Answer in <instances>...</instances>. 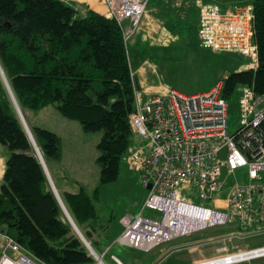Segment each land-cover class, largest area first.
<instances>
[{"label": "trees", "instance_id": "trees-1", "mask_svg": "<svg viewBox=\"0 0 264 264\" xmlns=\"http://www.w3.org/2000/svg\"><path fill=\"white\" fill-rule=\"evenodd\" d=\"M224 1L229 6L236 3ZM252 4L258 67L227 75L222 96L228 101L240 86L264 95V0ZM0 65L27 122L28 110L55 104L86 132L103 131L98 144L100 181L119 178L135 140L130 125L135 92L127 43L115 19L91 9L81 14L62 0H0ZM28 124L50 170L49 162L62 158L61 138ZM0 143L9 150L0 182V230L47 264H94L51 188L1 74ZM98 196L99 188L91 196L84 186L61 194L97 252L100 245L92 234L98 230Z\"/></svg>", "mask_w": 264, "mask_h": 264}, {"label": "built area", "instance_id": "built-area-1", "mask_svg": "<svg viewBox=\"0 0 264 264\" xmlns=\"http://www.w3.org/2000/svg\"><path fill=\"white\" fill-rule=\"evenodd\" d=\"M105 16L115 19L124 41L128 43L143 30L150 0H104ZM198 38L202 47L214 52H237L251 59L247 69L258 67V47L255 42L253 4L230 6L198 1ZM153 30L163 44L171 35L165 27ZM227 77V76H226ZM206 91L183 93L173 87L163 88L145 98L132 73L135 110L130 125L135 140L124 162L134 169L147 198L143 211L161 213L160 219L124 215L122 233L116 243L144 253L181 237L214 227L231 230L207 242L220 246L211 257L195 261H211L219 251L220 264H243L264 257V246L242 244L264 235V95L253 87L242 86L240 124L230 130L229 101L222 96L224 80ZM226 148V157L220 152ZM223 169L226 175L221 178ZM245 170L248 182H237L224 198H216L214 207L196 204L183 194L197 187L204 200L222 190L227 174ZM198 244L184 245L181 250ZM202 244V243H201ZM93 248V247H92ZM90 254L103 260L96 250ZM253 253L246 258L244 255ZM220 254H218L219 256ZM112 258L122 264L120 260ZM0 264H47L23 247L14 237L0 230Z\"/></svg>", "mask_w": 264, "mask_h": 264}, {"label": "rangeland", "instance_id": "rangeland-1", "mask_svg": "<svg viewBox=\"0 0 264 264\" xmlns=\"http://www.w3.org/2000/svg\"><path fill=\"white\" fill-rule=\"evenodd\" d=\"M198 1L218 4L223 10L230 7L224 0L150 1L143 30H139L138 34L127 43L130 62L134 70L143 64L149 74L153 70L158 69L162 79L171 87L183 93L191 94L206 91L217 78L226 77V75L238 71L237 69L251 62L250 58L237 52H214L201 46L198 40L197 27ZM253 1L236 0L234 5L252 4ZM158 25L165 27L171 35L170 41L166 44L159 42L157 40L159 34L153 31L162 30ZM168 28L176 31L173 32L168 30ZM238 89L231 100H229V121L232 133L238 129L240 124L239 102L241 92ZM26 116L33 127L46 128L57 133L61 138L62 158L60 161L51 160L49 162L51 171L53 169L57 171V168H60L61 171L62 169H70V172L74 173L82 184L84 183L86 190L91 196L99 188V196L95 200V204L99 214V224L102 227L110 225L113 220H117L123 215H135L139 211L148 217L161 218V213L158 211L148 209L143 211V205L147 198V189L141 184L138 173L128 165L123 164L121 174L116 181L108 183L100 181L101 166L98 158L101 151L98 144L102 140L103 131L86 132L79 121L64 117L55 104L38 111L28 110ZM56 164L61 165L59 167ZM248 180L247 172L239 170L233 174H227L223 189L213 193L208 200H204L201 197L197 187L184 190L183 194L196 204L214 207L213 199L226 197L230 187L237 182L246 183ZM116 231L118 229L111 230L109 236L101 235L97 237L101 244L97 248L98 252H96L102 256L107 249V253L104 254L103 258L105 264H115L114 259H112L113 255H116L115 257L118 256L125 263L128 262L131 253L135 255L138 253L142 256L143 252L118 245L116 243L117 238L114 236ZM229 231L230 228L226 227L209 228L176 239L167 243L166 246L168 248L173 247L170 250L172 251L186 244L200 243L199 246L194 248L195 250H202L204 254H215L220 245L207 241ZM81 233L83 234L82 231ZM89 242L91 244V241ZM246 243L250 244V247L264 246V235L251 238ZM189 250L191 248L180 250L185 252L183 256L191 257L189 260H185L184 263L191 261L199 254L197 251L189 252ZM215 256H218V254ZM94 264H98L97 261ZM252 264H264V258L256 260Z\"/></svg>", "mask_w": 264, "mask_h": 264}, {"label": "crops", "instance_id": "crops-1", "mask_svg": "<svg viewBox=\"0 0 264 264\" xmlns=\"http://www.w3.org/2000/svg\"><path fill=\"white\" fill-rule=\"evenodd\" d=\"M62 1H64L67 5H70L76 9H78L81 14H86V12L90 9L97 11L103 15H105V13H106V4H105L104 0H62ZM230 6H234V4H232ZM198 22H199V19H198ZM168 30H174V29L168 28ZM198 30H199V27H198ZM178 38H177V40H178ZM198 40H199V38H198ZM143 65H141L136 70H134L132 68V65H131V68H132V73L134 72L136 77H137L138 89L143 92V95L145 98H148L149 95H151L153 93L159 92L163 88V85L170 86L167 82H165L162 79V77L160 76V74L158 72V69H155V70L152 69L153 71L151 72V74H149L146 67ZM247 67H248V65L246 64L237 70H239V71L244 70V69H247ZM216 81H217V79H216ZM8 156H9L8 148L0 143V182H1L2 177L4 175V172H5L6 160H7ZM123 164H126V162H124ZM56 165L60 167L61 164H56ZM48 171L50 173V176L53 180V183H54L56 190H57L60 197H61V194L63 195L66 192L67 193H76L80 190V188L82 186H84V183L82 184V182L76 178L75 174L70 172L71 171L70 169H65V170L62 169V171H61L60 168H57V171H55L54 169L52 171H51V169L50 170L48 169ZM139 214H140V211L137 214H135V215L132 214L130 216L137 217ZM127 215H129V214H127ZM123 216L119 217L117 220H113L110 223V225L105 226V227H102L98 222L97 223V229L98 230L92 234V240L95 243H97L98 245H100L101 243L99 240H97V237L101 236V235L109 236L110 231L113 229H116V230L118 229V231H116L115 235H114L115 238H117L123 231V225L120 221ZM230 230H231V228H230ZM246 242H248V241H246ZM246 242H244L242 245L244 247L245 246L250 247V244H247ZM166 245L167 244L160 246L159 248L164 247L163 249H160V250H158L159 248H157V249L153 250L152 252H148V253L143 252L142 256L139 255L138 253H137V255L131 253L130 257L128 258L127 263H125L118 256L117 257L120 259V262L122 264H193L197 260L207 258V257H211L212 255H214V254H209V253L204 254L203 251L199 250V249L195 250L194 248H196V246L195 247L194 246L187 247V248H191V250H189V252L197 251V252H199V254H198V256H195L194 258L192 257L193 259L191 261L184 263L185 260H189L191 257L183 256V254L185 252L180 251V250L170 251L171 249H173V247L168 248ZM126 248H128V247H126ZM184 249H186V248H184ZM136 251H138V250H136ZM113 256H116V255H113ZM263 258H259V259H263ZM259 259H255L251 262H247V263H243V264H252L254 261L259 260ZM113 261L115 264H119L115 260H113Z\"/></svg>", "mask_w": 264, "mask_h": 264}, {"label": "water", "instance_id": "water-1", "mask_svg": "<svg viewBox=\"0 0 264 264\" xmlns=\"http://www.w3.org/2000/svg\"><path fill=\"white\" fill-rule=\"evenodd\" d=\"M0 74H1V78H2V80H3V82H4L5 86H6V88H7V90H8L9 96H10V98H11V100H12L14 106H15V110H16V112H17V114H18V117H19V119L21 120V122H22V124H23V126H24V128H25V130H26V132H27V134L29 135V137L31 138V140H32V142H33V144H34L35 151H36V155H37L38 159L40 160L41 164H42L43 167H44V170H45V172H46V175H47L48 181H49V183H50V185H51V188H52V190L54 191L55 195L57 196V198H58V200H59V202H60V204H61V206H62L63 212H64V214H65L67 220L71 223V225L73 226V228H74V230L76 231V233H77V234L79 235V237L83 240V242H84V244L86 245V247L88 248V250L93 249L92 246H91V244H90V242L87 241L86 238L84 237V235L81 233V231H80V229L78 228L77 224L75 223V221L73 220V218H72V216L70 215L69 211L67 210V208H66L64 202L62 201L61 197L59 196V194H58V192H57V190H56V187H55V185H54V183H53V180H52V178H51V176H50V173H49V171H48V167H47V164H46V162H45V160H44V157H43V155H42V153H41L39 147L37 146V144H36V142H35V140H34V137H33V135H32V132H31V130H30L29 126H28V123H27V121H26V119H25V117H24V115H23V113H22V111H21V108H20V106H19V104H18V102H17V100H16V98H15V95H14V93H13V91H12L10 85H9V82H8V80H7V78H6L5 74H4V72H3V69H2V67H1V65H0ZM136 81H137V83H138L137 78H136ZM226 152H227V149L224 148V149L220 152V157L224 159V158L226 157ZM225 175H226V170L223 169L221 178H224ZM92 256L96 259V261H97L98 264H105V263L103 262V260H101V258H98V257H96L95 255H92Z\"/></svg>", "mask_w": 264, "mask_h": 264}, {"label": "bare ground", "instance_id": "bare-ground-1", "mask_svg": "<svg viewBox=\"0 0 264 264\" xmlns=\"http://www.w3.org/2000/svg\"><path fill=\"white\" fill-rule=\"evenodd\" d=\"M217 254H220V255L217 257H214V259H212L211 261L204 262L203 264H220L223 261V259H218V258H220L222 253H221V251H219V253H217ZM252 255H253V253H248V254L244 255V257L248 258Z\"/></svg>", "mask_w": 264, "mask_h": 264}]
</instances>
